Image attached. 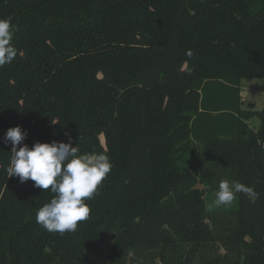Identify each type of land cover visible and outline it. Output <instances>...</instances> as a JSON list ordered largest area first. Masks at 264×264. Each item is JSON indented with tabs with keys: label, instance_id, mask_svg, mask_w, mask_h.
Segmentation results:
<instances>
[{
	"label": "trees",
	"instance_id": "16d2710c",
	"mask_svg": "<svg viewBox=\"0 0 264 264\" xmlns=\"http://www.w3.org/2000/svg\"><path fill=\"white\" fill-rule=\"evenodd\" d=\"M3 18L0 264H264V109L240 87L264 78V0H0ZM16 126L110 157L75 232L46 231L54 194L6 175ZM221 180L257 195L215 208Z\"/></svg>",
	"mask_w": 264,
	"mask_h": 264
},
{
	"label": "clouds",
	"instance_id": "9594fccd",
	"mask_svg": "<svg viewBox=\"0 0 264 264\" xmlns=\"http://www.w3.org/2000/svg\"><path fill=\"white\" fill-rule=\"evenodd\" d=\"M14 33L10 18L0 19V67L11 64L20 54L13 44ZM26 136L19 126L6 131L3 143L11 146L6 175L18 178L20 183L33 181L42 193L54 194L36 212V222L46 231L61 235L75 232L90 217L91 209L85 201L94 197L112 170L110 157L106 153L80 154L71 138L67 143L36 142L29 147L23 143ZM238 193L253 198L257 195L252 187L239 181L221 180L212 206H230Z\"/></svg>",
	"mask_w": 264,
	"mask_h": 264
},
{
	"label": "rangeland",
	"instance_id": "374dc122",
	"mask_svg": "<svg viewBox=\"0 0 264 264\" xmlns=\"http://www.w3.org/2000/svg\"><path fill=\"white\" fill-rule=\"evenodd\" d=\"M241 97H242V108L246 110L260 111L264 109V78H247L241 81ZM254 125L259 126V121L254 120ZM102 142L104 139L102 137ZM201 189H210V185L205 187L201 184L198 185ZM215 192L213 191L211 202L214 199ZM216 208V207H215Z\"/></svg>",
	"mask_w": 264,
	"mask_h": 264
}]
</instances>
